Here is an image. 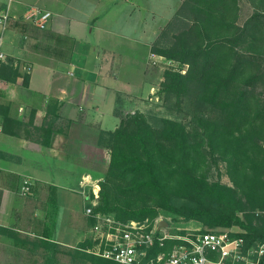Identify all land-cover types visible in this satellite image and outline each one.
<instances>
[{"label": "trees", "instance_id": "1", "mask_svg": "<svg viewBox=\"0 0 264 264\" xmlns=\"http://www.w3.org/2000/svg\"><path fill=\"white\" fill-rule=\"evenodd\" d=\"M243 1L251 12L241 19V0H182L160 31L150 52L178 68L163 70L156 95L166 109L183 112L189 127L135 112L113 131H100L97 145L109 162L94 214L151 222L161 211L198 222L201 232L237 227L241 232L232 237L242 238L245 247L264 242V0ZM175 23L183 27L165 45ZM19 63L9 56L0 61V81L14 85L21 79L26 89L29 74ZM58 110L49 100L40 127L32 125L31 110L28 130L11 105H0V131L50 148ZM220 166L230 185L208 180L207 170ZM54 193L51 187L47 204H55ZM0 234L15 248H42L44 264H56L59 247L50 238L36 235L29 243L1 227ZM90 247L87 239L70 252L72 263L117 264L85 252Z\"/></svg>", "mask_w": 264, "mask_h": 264}, {"label": "crops", "instance_id": "2", "mask_svg": "<svg viewBox=\"0 0 264 264\" xmlns=\"http://www.w3.org/2000/svg\"><path fill=\"white\" fill-rule=\"evenodd\" d=\"M127 1L130 0L56 2L41 8L51 13L45 30L16 20L6 32V56L21 61L30 72L26 89L21 79L14 85L0 81V103L11 105L16 119L27 125L28 130L31 110L35 111L34 127L42 125L49 100H56L59 110L50 148H43L23 136L0 134L6 138L0 144V150L6 154L0 159L1 228L21 234L9 222L16 208L15 196L22 181L28 178L36 186L32 194L34 201L44 208L40 216L43 229H46L47 216L50 214L54 219V210L59 205L65 207V220L59 226L54 221L48 227L52 235L42 233L43 236L65 247L83 241L87 219L80 213L85 206L80 182L85 176L100 181L109 162L106 150L97 145L99 133L113 131L128 114L146 115L147 107L153 105L149 101L158 100L156 93L167 61L152 54L150 46L182 2L156 33L139 39L136 32L145 34L143 21L134 20L133 15L140 10L137 6L125 9ZM27 7L32 6L14 0L11 12L19 16ZM123 16L130 18L127 23L130 31L114 28L113 24L121 22ZM15 26L21 27L17 30L19 33ZM57 42H61L59 46ZM39 159L48 161L49 167H57V175L63 167L75 168L74 172L70 170L73 180L60 184L40 177ZM51 187L55 192L54 205L47 204V189ZM75 199L78 208L72 207L77 204ZM50 219L51 216L49 222ZM10 244L6 234H0V264H21L11 258L14 248Z\"/></svg>", "mask_w": 264, "mask_h": 264}, {"label": "built area", "instance_id": "3", "mask_svg": "<svg viewBox=\"0 0 264 264\" xmlns=\"http://www.w3.org/2000/svg\"><path fill=\"white\" fill-rule=\"evenodd\" d=\"M13 3L14 0H0V61L6 57V32L14 21L43 31L51 19L50 12L33 6L27 7L19 16L13 15ZM166 64L172 63L167 61ZM22 71L30 72L29 67ZM98 182L89 176L80 182V193L86 204L84 216L93 220L87 230L92 247L85 252L89 254L117 264H260L264 257V242L245 247L242 238L232 237L236 233L232 229L201 232L200 229L181 227L173 222V218L160 214L151 222H120L111 215L94 214ZM31 185V180L25 178L19 194L27 196ZM160 222H165L166 226L159 227Z\"/></svg>", "mask_w": 264, "mask_h": 264}, {"label": "rangeland", "instance_id": "4", "mask_svg": "<svg viewBox=\"0 0 264 264\" xmlns=\"http://www.w3.org/2000/svg\"><path fill=\"white\" fill-rule=\"evenodd\" d=\"M19 1L26 3L28 6H34V7L43 8V9L47 7L49 4L52 5L56 2H60V4H63V3L67 4L69 1L79 2V0H19ZM241 1H242V4H241L240 14H241V19H244L249 15V13L251 12V9L249 5L245 3V1L243 0ZM180 2L181 0H130V1H127V3L124 6L126 7L125 9H129V8L134 9L137 6V9L140 10L139 14L133 15L134 20L140 18L143 21L142 27L145 30V34H142L140 31L136 32V36L138 35V38L140 39L144 35L150 38L152 33H154V31L156 33L158 31V27H161L162 25H164L168 21V19L172 16L173 12L178 7ZM119 5H123V4H119ZM118 16H121V12H118ZM129 20L130 18H128L127 16H123L121 22H118L117 24H113L114 28L122 32L130 31V29L127 27V23L129 22ZM182 27L183 26L180 23L173 24L170 31L167 33L165 41H163V43H166L165 45H167L168 42L170 41L171 34L176 33ZM20 28L21 27H18V28L16 26L14 27L16 31L20 30ZM12 33H13L12 35H14L15 32H12ZM15 37L20 40L18 35ZM4 51L6 55V40H5ZM19 62H20L19 63L20 71L22 73H25L22 70L24 69V67H28V66H25L24 63H22L21 61ZM174 65L176 68H178L177 64H174ZM174 65L172 63L170 66L174 67ZM170 66H167V64H165L163 65V68L167 69ZM15 90H17V88H15ZM0 97H1V94H0ZM149 103H153V105L147 107V112L145 116H147V118H149L151 121L152 119L168 118V119L182 121L187 127H189V121L187 117L184 118L185 114L183 112L180 113V112H176L173 110H168L166 109V107H164V103L161 104L159 100L157 101L155 100L152 102L149 101ZM0 105H3V104L0 103ZM0 134L2 135L3 133L0 131ZM1 135H0V144L3 142V140H6V138L1 137ZM3 135H6V134H3ZM22 136L23 134L21 133V137ZM5 157H6V154L0 150V159L5 158ZM37 162H38L37 168L40 171V173L36 172V174L38 173L40 177H43L45 179H49V178L54 179V181H57L60 184H65L73 180V175L71 171L72 172L76 171L75 168L71 169V167H63L61 168L62 173L57 175L56 171L58 168L55 166L49 167L48 161L39 159ZM207 178L209 181H216L219 179L222 183L230 185L228 178L223 174L222 166H220L219 171H217L213 167L208 169ZM34 184L35 183H33L32 181V185L30 189L31 191L27 196H21L18 190L15 196V201H14L16 208L12 211V220L9 222L10 227L16 230H19L21 232V234L19 233L20 237L25 238L26 240H28L29 243L30 241L35 240L36 235H40L42 238L47 239L45 236H43V234L49 235V236L52 235L48 229L52 227V224L54 223V221H55V224L59 226V224L63 220H65V216H64L65 207L59 205L58 209L54 210V212L56 213L54 216V219H52V215L50 214L49 216H47L48 219H47V223L45 224V227L47 230L42 228L43 226H42V221L40 219V216H41V213L44 211V208H42L43 206L42 207L40 206L41 203H37L36 201H34L32 197L33 189L35 186ZM47 191L49 192V188L47 189ZM75 202L77 204L73 205L72 207L78 208L79 205H78L77 199H75ZM81 204H83V202H81ZM82 212H83V208L80 211V213L83 215ZM159 214L164 217L173 218V222L178 223L179 226L187 228V229H200L201 230L202 228V226L198 222H195V221H185L181 217H178V216L172 217L171 214L166 213V212H161V211L159 212ZM50 216H51V219H50L51 221L49 222ZM231 229L236 233L241 232V230L238 229L237 227H234ZM87 230H88V225L86 223L84 239L82 242H84L85 240L89 238ZM48 240L51 241V239H48ZM82 242H79L77 244H72L71 247H65V246H62L56 243L59 247L58 253L56 254V261H57L56 264H76V263H72L70 252H72L74 249L76 250V248ZM35 244L37 245V242H35ZM11 245H12V242L10 246ZM30 247L32 246L27 245L28 249L25 250V249H20V247L15 248L12 245V248L14 249H12V251L10 252L11 258L16 262H21V264H44V254H45L44 250L42 248H36L32 250L33 252H31Z\"/></svg>", "mask_w": 264, "mask_h": 264}, {"label": "water", "instance_id": "5", "mask_svg": "<svg viewBox=\"0 0 264 264\" xmlns=\"http://www.w3.org/2000/svg\"><path fill=\"white\" fill-rule=\"evenodd\" d=\"M164 226H166V223L165 222H160L159 223V227H164Z\"/></svg>", "mask_w": 264, "mask_h": 264}]
</instances>
